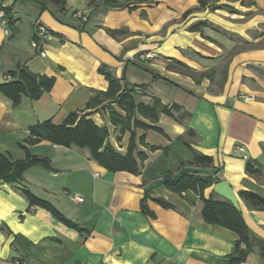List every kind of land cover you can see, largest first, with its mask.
Masks as SVG:
<instances>
[{
    "label": "crops",
    "instance_id": "1",
    "mask_svg": "<svg viewBox=\"0 0 264 264\" xmlns=\"http://www.w3.org/2000/svg\"><path fill=\"white\" fill-rule=\"evenodd\" d=\"M90 1L66 0L65 11L54 13L33 0H0L9 18L0 19V84L17 79L21 68L45 78L38 98L23 95L16 105L0 90V154L49 163L0 178V264H231L239 234L204 218L199 192L164 180L216 172L236 191L250 233L264 240V209L240 194L264 196V0H210L205 7L200 0ZM79 10L86 21L74 15ZM201 21L209 23L191 28ZM38 24L48 30L46 56L42 44L32 45L41 39ZM104 68L137 103L178 104L174 113L189 116L152 119L136 109L122 133L111 107L123 115L126 109L100 95L110 86ZM72 113L107 127L106 143L123 155L134 132L138 172L108 169L89 147L35 140L34 126L60 124ZM236 145L259 174L247 170ZM195 152L213 164L195 165ZM29 191L72 224L33 204ZM242 264H264V256L255 248Z\"/></svg>",
    "mask_w": 264,
    "mask_h": 264
},
{
    "label": "trees",
    "instance_id": "2",
    "mask_svg": "<svg viewBox=\"0 0 264 264\" xmlns=\"http://www.w3.org/2000/svg\"><path fill=\"white\" fill-rule=\"evenodd\" d=\"M40 4L41 9H52L55 7L56 11H65L66 0H33ZM97 0H91L93 4ZM210 0H200V6L205 7ZM117 4L118 0H104L105 5ZM222 7V6H218ZM76 12V11H75ZM74 12V13H75ZM205 21L194 24L191 28L199 29L202 27ZM113 35L121 32L122 30L108 29ZM183 64L182 62H178ZM106 77L110 81L109 89L105 92H100L104 98L115 99L119 106L126 109V114L123 115L113 107H111V117L118 124L121 125V132L124 133L126 129L131 128V122L133 117V111L138 110L143 115H149L152 119H156L161 112L173 116L179 121H184L189 113L184 110L180 116L174 113V110H181V106L178 104L168 107L161 103L159 100H155L153 104L137 103L128 90H122V85L119 79L110 71L105 68L102 69ZM16 75V74H14ZM44 77H38L21 68L17 79L0 84V90L13 100V104H18L23 95H27L33 99L38 98L45 88ZM135 125H142L144 127H155L148 124H144L139 120H134ZM35 140L49 139L55 143H59L65 146H71L73 144L81 147H89L92 156L102 165L110 170H130L132 172H138V163L133 154L136 147L134 140V132L128 146L126 154L119 153L115 147L106 143L109 135L107 127L98 126L92 119H88L86 116H82L78 120V114L72 113L62 123L55 124L51 121L39 123L32 128ZM195 131L189 129L188 133L193 134ZM193 163L198 166L209 167L213 164V157L203 153H194ZM46 165L49 166L47 160L40 158H33L29 156L25 160L10 161L6 156L0 154V178L4 179H18L22 176L23 172L32 165ZM247 170L253 175L259 174L261 171L259 168H255L253 162L248 161L246 166ZM220 181L215 173L208 174L207 176L183 173L177 177H173L172 174H168L165 177L164 183L169 187L182 190L192 188L200 193L204 201L203 215L208 222L218 223L224 225L239 234L236 242L235 252L230 256L231 264H242L246 261L249 253L258 248L261 255L264 256V240L258 238L254 234L250 233V230L244 220L242 211L237 209L227 198L219 196L213 192L210 198H205L203 195L204 189ZM241 196L246 199L256 209H264V196L251 191L242 190ZM30 201L33 204H39L51 209L56 213L63 221L68 224L72 222L65 218L57 208L50 202L36 196L32 192H27ZM74 226L78 227L76 224Z\"/></svg>",
    "mask_w": 264,
    "mask_h": 264
},
{
    "label": "built area",
    "instance_id": "3",
    "mask_svg": "<svg viewBox=\"0 0 264 264\" xmlns=\"http://www.w3.org/2000/svg\"><path fill=\"white\" fill-rule=\"evenodd\" d=\"M74 15L78 18H80L82 21H86L88 19V15L79 11H76L74 13ZM0 19H2L3 22H8V15H7V11L5 6H0ZM38 33L41 36V39L39 38H34V40L32 41V45L34 47H40V45L42 44V48H41V55L42 56H46V49L44 48V38H46L48 36V30L47 27L44 24H38ZM36 36V35H35ZM151 54H145L143 55V57H150ZM7 79L10 78V76H6ZM243 97L245 99H249L252 96L250 95H243ZM236 151L239 152L241 154V156L246 159L247 161H251L250 156L248 155L246 148L243 145H236ZM81 199V198H79Z\"/></svg>",
    "mask_w": 264,
    "mask_h": 264
},
{
    "label": "water",
    "instance_id": "4",
    "mask_svg": "<svg viewBox=\"0 0 264 264\" xmlns=\"http://www.w3.org/2000/svg\"><path fill=\"white\" fill-rule=\"evenodd\" d=\"M214 191L227 198L237 209L241 210L238 195L228 180L223 179L215 183Z\"/></svg>",
    "mask_w": 264,
    "mask_h": 264
},
{
    "label": "rangeland",
    "instance_id": "5",
    "mask_svg": "<svg viewBox=\"0 0 264 264\" xmlns=\"http://www.w3.org/2000/svg\"><path fill=\"white\" fill-rule=\"evenodd\" d=\"M212 1V0H211ZM216 1H220V0H216ZM231 1H238V0H231ZM244 2V1H243ZM217 6H225L226 8H232L231 6H229V5H227V4H225V5H221V4H219V5H217ZM206 23H203V25H205V24H208L209 22L208 21H205ZM202 25V26H203ZM121 126V125H120ZM120 131H121V127H120ZM133 133V132H132Z\"/></svg>",
    "mask_w": 264,
    "mask_h": 264
}]
</instances>
